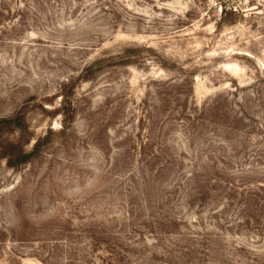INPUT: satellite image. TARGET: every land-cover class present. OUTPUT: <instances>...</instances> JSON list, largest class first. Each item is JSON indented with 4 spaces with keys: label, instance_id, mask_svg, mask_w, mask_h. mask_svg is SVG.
I'll return each mask as SVG.
<instances>
[{
    "label": "rangeland",
    "instance_id": "1",
    "mask_svg": "<svg viewBox=\"0 0 264 264\" xmlns=\"http://www.w3.org/2000/svg\"><path fill=\"white\" fill-rule=\"evenodd\" d=\"M0 132V264H264V0H0Z\"/></svg>",
    "mask_w": 264,
    "mask_h": 264
},
{
    "label": "trees",
    "instance_id": "2",
    "mask_svg": "<svg viewBox=\"0 0 264 264\" xmlns=\"http://www.w3.org/2000/svg\"><path fill=\"white\" fill-rule=\"evenodd\" d=\"M66 110V111H65ZM65 115L67 116L65 118V124H69L72 121V114L71 111L69 109H63ZM24 114V113H23ZM24 116V115H23ZM21 116H16L14 119H9V120H2L3 124L6 125V127H10L13 126L15 128H21V126H23V118H21ZM1 132H0V137H1ZM47 142L48 141V137L47 139L45 138V140H39L36 143V150H39V147L43 144V142ZM8 142V146L4 147L0 144V149L2 150L1 152V158L3 159H8L9 165L12 168H17V167H21L23 165H25L26 163H28L29 157L30 155L25 153V147L28 146L30 144V138L27 137V135H22L17 141L16 143L14 141L9 140V138L7 139ZM208 158L206 157V160ZM203 161V162H202ZM202 164H205L206 161L203 159H201ZM173 165V164H172ZM172 177L175 178V182L172 186L170 187H174L178 185V183L181 184H187L188 186H190L191 188V192L188 195L189 197L191 196H195V194L197 193V195H201L200 192H203L202 195L204 196H208V194L213 193V192H217L216 190L212 189L215 185V183L221 180V176H224L225 173H217L215 172V174L213 175L212 173L209 174L210 172H208L206 169L205 171H201V170H197V171H193L190 173H174V171L170 172ZM186 174V175H184ZM204 174V175H202ZM184 175V176H183ZM202 175V176H200ZM202 178V179H201ZM218 179V180H217ZM177 184V185H176ZM203 185V186H202ZM193 187H197L196 188V192L195 189H193ZM219 188V186H217ZM181 185L177 186V189H180ZM199 188V189H198ZM222 188V186H221ZM221 193L226 192L225 190H220ZM248 194V193H247ZM238 196H240V194H236ZM247 195H244V201H246L247 203H250L249 200L247 201L246 199ZM250 199H252V197H257L258 193H252L251 195H249ZM251 205V204H249ZM244 206H246V203L244 204Z\"/></svg>",
    "mask_w": 264,
    "mask_h": 264
}]
</instances>
